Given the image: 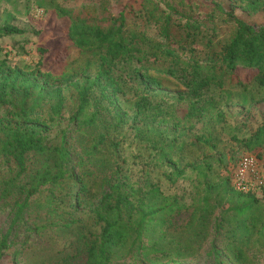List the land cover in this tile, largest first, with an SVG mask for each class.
<instances>
[{"label":"trees","instance_id":"1","mask_svg":"<svg viewBox=\"0 0 264 264\" xmlns=\"http://www.w3.org/2000/svg\"><path fill=\"white\" fill-rule=\"evenodd\" d=\"M68 1L38 3L65 23L69 46L79 52L77 59L64 58L60 74L43 68L48 50L41 45L35 65L10 63L1 39L25 31L10 10L1 15L0 199L12 205L14 216L0 237V260L16 241L14 225L25 218L32 221L29 231L53 235L56 228L71 235L59 250L61 264L82 253L83 264H112L134 254L176 263L197 255L214 234L221 241V247L212 243L215 264H225L224 255L236 264H256L264 252V185L237 189L240 159L233 154L225 164V153L213 158L215 139L204 132L188 142L197 154L186 157L179 144L185 133L178 130L209 116L224 121V109L233 106L264 102V23L236 13L264 11V0H229L230 9L204 0L232 25L226 35L174 0H141L144 28L129 23V3ZM75 61L79 65L69 67ZM72 85L77 104L66 116L65 89ZM166 91L175 92L176 102ZM179 102L187 103L183 116L176 113ZM128 123L141 140L155 142L163 179L151 170L125 169L119 147ZM233 139L264 170V121ZM180 182L183 193L165 187Z\"/></svg>","mask_w":264,"mask_h":264},{"label":"rangeland","instance_id":"2","mask_svg":"<svg viewBox=\"0 0 264 264\" xmlns=\"http://www.w3.org/2000/svg\"><path fill=\"white\" fill-rule=\"evenodd\" d=\"M40 0H0V19L5 9L10 10L14 15L13 23L18 25L25 31V34L20 36H11L1 39V44L4 46L3 54H7L8 60L11 64L15 65H35L40 58L37 51L38 45L46 47L48 50L44 55L43 68L48 71L60 74L66 65L64 58L68 57L69 61L78 58V49L76 47H70L65 34V23L54 16L53 13H45L44 7H39ZM91 0H73L68 1L70 3H83ZM110 5H124L129 3L127 7V17L131 25L143 24L144 20L141 17V0H109ZM173 1V0H171ZM180 6L184 5L192 7L190 12L196 16L204 19L206 23L211 21L219 27L220 32L226 35L231 30V24L227 22L225 15L215 10L211 4H208L204 0H174ZM223 3L225 8L230 9L229 0H217ZM236 13L239 17L253 24L264 23V11L257 13H248L237 9ZM1 21V20H0ZM147 30L150 34L155 32L153 25H147ZM40 29V34L36 35V31ZM69 46V47H68ZM78 61L69 64V67H77ZM172 87V86H171ZM173 88V87H172ZM170 89V88H168ZM172 91V89H170ZM166 99L170 102H176L175 92L166 91ZM66 94V116L70 115L75 109L77 104V90L75 86H67L65 89ZM162 95V94H161ZM179 108V109H178ZM176 113L183 116L187 111V103L179 102L176 106ZM225 120L217 121L213 116H209L203 121L196 122L190 129L180 128L179 133H185L180 137L179 144L184 145L186 157H194L195 147L191 146L190 142L197 134L202 132L212 136L215 140H212V145H216V148L212 150L211 155L218 157L220 153H225V164H230L229 159L234 154L235 159H241L244 155H253L249 152L242 151V148L236 144L233 139L234 135L242 138L249 135L254 131L262 121H264V102L257 103L251 107L242 108L233 106L228 109H224ZM61 127L67 124V121L63 120ZM132 124H127L125 132L121 136L122 143L119 147L122 158H126L127 162L124 164L125 169H129V172L134 174L141 171V169L151 170L154 175L159 179H163V167L162 162L159 161L156 151L153 149L154 141L141 140L136 135V129ZM58 125L52 131L51 136L54 138L58 135ZM189 126V125H188ZM196 135V136H195ZM174 136L171 135V137ZM202 149L207 152H211L206 145H202ZM215 151V152H214ZM259 151V150H258ZM219 152V153H217ZM261 152V150H260ZM255 156V155H253ZM256 157V156H255ZM263 159V158H262ZM239 164V162H238ZM260 170L264 173V170L258 165ZM238 165L234 168V175L236 174ZM223 171V168H220ZM141 174V173H140ZM185 183L180 182L178 186L165 187L171 192L183 193ZM47 191L44 193L46 194ZM188 201H190L188 199ZM186 214L178 216L180 219L178 225L182 223V218ZM14 212L12 205L8 202L0 199V237L6 233L13 220ZM17 222L14 227L15 231L12 233L16 241L5 252V255L0 260V264H61L60 259L65 256L59 253V250L66 249L71 235L66 232H60L56 228L53 235L44 233L38 234L34 231H29L32 221L23 218ZM217 236V238H215ZM220 236L217 234L206 242L203 249L195 256L182 258L176 263H171L166 258L161 259L164 264H215V258L212 254V243L216 244L221 241ZM72 239V238H71ZM258 261L256 264H264V252H259ZM225 264H236L224 255ZM86 261L84 253L76 258L72 263L83 264ZM71 263V264H72ZM112 264H155L149 260H143L139 255L134 254L125 260H116Z\"/></svg>","mask_w":264,"mask_h":264},{"label":"built area","instance_id":"3","mask_svg":"<svg viewBox=\"0 0 264 264\" xmlns=\"http://www.w3.org/2000/svg\"><path fill=\"white\" fill-rule=\"evenodd\" d=\"M257 158L244 155L240 160L234 175V186L242 191H254L264 185V173L258 166Z\"/></svg>","mask_w":264,"mask_h":264}]
</instances>
